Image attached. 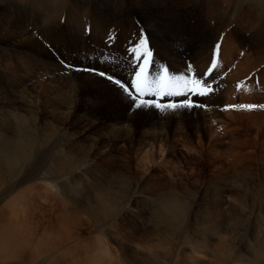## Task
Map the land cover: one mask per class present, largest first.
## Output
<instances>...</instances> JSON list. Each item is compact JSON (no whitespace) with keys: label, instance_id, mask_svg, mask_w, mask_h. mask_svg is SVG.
I'll return each instance as SVG.
<instances>
[{"label":"rangeland","instance_id":"rangeland-1","mask_svg":"<svg viewBox=\"0 0 264 264\" xmlns=\"http://www.w3.org/2000/svg\"><path fill=\"white\" fill-rule=\"evenodd\" d=\"M11 1L0 0L4 8L0 12L6 13L0 14V25L5 29L26 26L30 20L41 34L44 28L39 27L37 13L43 11L46 21L61 14L51 31L39 37L54 53L57 67L43 65L37 51L0 44V128L13 130L35 123V133L47 142L35 147L36 156L51 149L53 168L61 176L58 184L67 185L59 193L52 184L37 179L22 193L30 197L28 212L44 227L54 226L55 238L61 236L57 253L59 258L63 252V259L60 256L54 264H127L125 249L131 255L135 251L148 254L147 258L139 255L135 262L130 258L134 264H163L170 256L166 251L173 254L182 246L188 254L196 253L191 250L194 245L200 257L207 255L201 257L207 263L232 253L231 264H249L261 249V244L254 243L255 235H264V108L223 110L229 105H264V0H64V4L53 0L58 11L51 18L44 15V10L50 14L49 0ZM8 3L13 7H4ZM70 8L76 21L69 17ZM237 26L242 27L243 46L236 39ZM141 30L155 61L149 73L152 78L157 71L163 75L166 67L170 75L202 78L216 90L221 114H209L212 126L202 123L197 111L203 107L178 108L190 110L191 118H182L181 129L174 125L171 131L176 133L167 142L144 134L147 127L143 126L150 122L145 116L129 133L116 131L104 137L107 129L127 126L123 117L135 107L106 78L77 69H95L130 84L135 71L131 49L139 44ZM161 37L166 41L157 47ZM217 43L221 47L215 52ZM202 48H209L205 66L196 57ZM163 50L182 54L184 59L172 62L162 55ZM214 56L219 66L208 75ZM112 94L118 96L114 102ZM35 98L39 99L36 108L32 106ZM186 98L210 107L199 96L144 97L162 104ZM86 104L89 109L84 108ZM71 164L69 171H62V166ZM166 180L175 183L172 193L163 188ZM105 189L118 194V204L114 200L102 222L87 221L79 203L85 197L93 200ZM64 196L73 201L69 207L62 203ZM167 199L181 209L189 225L182 229L177 223L169 228L162 222L153 232L155 206ZM79 216L83 221L78 222ZM64 220L71 227L66 224L62 229ZM241 230L252 235L236 258L228 240L230 233ZM63 233L73 237L65 238Z\"/></svg>","mask_w":264,"mask_h":264},{"label":"bare ground","instance_id":"bare-ground-1","mask_svg":"<svg viewBox=\"0 0 264 264\" xmlns=\"http://www.w3.org/2000/svg\"><path fill=\"white\" fill-rule=\"evenodd\" d=\"M12 1L14 3L17 0H15V1L12 0ZM49 1L52 2L51 8H48V10L50 11V14H47L46 12H48V11L44 10V15L48 18L49 17L51 18L53 11L54 12L58 11V7H56L57 4H55L53 2V0H49ZM65 1L64 0H58V2L62 3V4H64ZM89 3H91V2H89ZM32 4L34 5V3H32ZM37 6H38V4H37ZM2 7L3 6L0 4V10L4 9ZM4 7L11 8V7H13V5L8 3ZM59 7H61V6H59ZM70 11H71V8H70ZM0 14H6V13L0 12ZM37 14L39 16L37 18V21L40 24L39 27L44 28L43 31L41 32V34L44 32H50L51 29L53 28L52 26H53L54 22L57 23L60 15H61L60 13H57V16L54 15L52 17V19H50V21H46V19L43 18V15H42L43 11H41V14L40 13H37ZM69 17H71L72 22L76 21V19H78L77 15H75L72 11H71ZM86 17H88V16H86ZM40 19H41V21L39 22ZM28 21L29 22L26 26H20V25L18 26L17 25L16 28L12 27L10 29H5L2 25H0V44H6V45L9 44L13 47L23 48V49L31 50V51L32 50L37 51L39 54H41V57L40 56L39 57H40V59H42L41 62L43 65H45V66L49 65L52 68L59 66L60 64L58 62L53 61L54 56H55L54 53H52L48 49V47L45 48V46L43 45V42L41 40L42 36L40 34V31L37 32L38 27L33 25V23L30 20H28ZM221 23H223V21ZM98 27L99 26L96 25V30ZM100 27H101V25H100ZM237 27L238 28L234 30L236 33V39H237L238 45L243 46V44L240 43V40L242 39V33H241L240 29H242V27L241 26H237ZM168 32L170 33V29ZM95 36L96 35L94 34V37ZM39 37L41 39H39ZM164 37H161V39L156 41L157 47L164 45V44L158 45L159 42L160 43L164 42L163 41V40H165V39H163ZM165 38L169 39L167 37H165ZM166 46L161 47V48H157V49L158 50L164 49V48H166ZM208 50H209V48H207V49L202 48L198 52L199 55H197L196 57L201 62L200 66H202V64L204 62L205 63L203 66H205L206 63L209 61V54H207L205 56V54ZM17 52H18V50L16 49V53ZM162 55L166 56V58H168L172 62H181L184 59V56L182 54H179V55L167 54L165 50H163ZM24 58H25V55H24ZM88 78H89V76H88ZM89 80H92V79L89 78L88 81ZM84 82H85V80H84ZM109 86L114 89V87L112 85H109ZM204 97L206 98L205 99L206 103L210 104V107L206 106V107H203L204 108L203 110L200 109V110H198V111L196 110V111L198 112L199 116L201 118H203L202 123L205 124V123H208V121H209V114H213V113H218V114L220 113L221 114V111H220L221 110V107H220L221 97H218V95H216L215 89L211 94L204 96ZM110 98H111L110 100L112 102H114L118 99V96L116 94H112V95H110ZM32 102H33L32 106L34 108H36L38 103H39V99L35 98V100H33ZM112 102H111V104H112ZM98 103L101 104L100 101ZM84 108L89 109L90 105L86 104ZM228 110L233 111V109H228ZM228 110L227 111L223 110V111L228 112ZM189 114H190V110H187L186 112H184L182 110H178V108L174 111L171 109H166L164 111H160V110L156 109L155 107H151L149 109L142 108L139 110L136 108H133L128 112V114L125 117H123L124 121H126V123H127V126H121V127L118 126L117 130L107 129L105 134H104V137H108L116 131H122V132L129 133L132 130L131 129L132 126L135 127L139 123L144 122V120H145L144 116H145L146 118L150 119V122L145 123V125L143 126V128L145 126L147 127V128H144V134L149 135L150 137H152L154 139H158L159 137H163V140L165 142H167V141H169L170 137H172L176 133V131H175V133L173 131H171L173 126L177 125L176 129H181L182 124H183L182 118L190 119L191 115H189ZM92 124L94 125V123H92ZM209 125L212 126L211 123ZM36 127H37V125L35 123H33L32 126H28L26 124H23L19 128H16V127H15L16 129L12 128L13 130L8 129L6 127L2 128V129L0 128V264H54V263H56V260L60 258V256H61V258L63 256V252H61L59 255V258H58V253H57L58 248L60 247L61 243L63 242L62 239H60L61 236L59 235L60 237L55 238L56 233L54 230V226L51 228H50V226H49V228L44 227L43 221L37 220L36 218H34V215L32 216L33 213L28 212L29 211L28 209H29L30 197H28L27 194H22L25 192V188L29 187L28 184L31 183L30 185H32L33 183H35L37 181V179H43L45 181L46 185L52 184L54 189L59 193H61V188L64 189L67 186V185L64 186V185L58 184L59 178H61V176L58 175L59 173L53 168L54 159L52 157L53 153H52L51 149H46L47 153L40 154L38 157L36 156L35 147L39 146L41 144L43 145V144L47 143L44 139L39 138V136L35 133ZM29 128H30V130H29ZM111 128L114 129L115 126H112ZM181 133H184L185 135H189L185 131H181ZM51 137H52V135H51ZM85 137L91 138L87 135ZM71 166H73V164L62 166V171H69L70 170L69 168H71ZM63 180H64L63 182L65 184H68L65 179H63ZM173 184H175V183H172L171 181L169 182L166 180L165 184L163 186L164 190L165 189L167 190V188H168L167 192L172 193V189L174 188V190H175V188H176ZM104 192L106 193L107 196L101 195ZM103 193H101V194L97 193L93 197V200H89V198L85 197L86 199L85 198L82 199V201L78 205L80 207L81 212H83L87 215L88 219H86V220L89 221V219H91L90 221L93 222L94 224H98V223L102 222L104 220V217L108 216L107 212L109 211V209L114 204V200L116 203L119 200L118 198H117L118 200H116V195H118V194L113 193V191H111L110 189H105V191H103ZM84 200H87V203ZM72 202H69L68 197H65V196H64V200H62V203H64L65 207H69V205ZM165 202L166 203H163V205L159 204V205L155 206V208H156L155 210H157V215L154 217V219L156 221V226L151 227L152 229H150V230H152L153 232H157L158 229L160 228L158 225L161 224L162 222L165 223L166 225H168V227L169 226L172 227V225L178 223L180 225V227L182 226L181 227L182 229H183V227L186 228V226L189 225V224L187 225V223H185L188 219H186V221H185V215L181 211V209L179 210L176 207V204L173 203V200L167 199V200H165ZM66 203H67V205H65ZM71 209L69 210V212H72ZM121 209H123V208H121ZM124 210L128 211L129 208H126ZM69 212H68V214H69ZM139 212L143 213L142 211H139ZM72 216H75V215H73V212H72ZM79 218H81V217L79 216ZM35 220H37V221H35ZM81 220H82V218L79 219L78 222L79 221L81 222ZM66 224L68 225V227H71V226H69V222H67V220L66 221L64 220V224L62 225L63 227H61V228L63 229L64 225L66 226ZM86 224H88V223H86ZM82 225H80V227ZM153 225H155V224H153ZM243 227H244V225H243ZM240 234H241V236H240ZM63 235H64V233H63ZM251 235H252V233L248 230L245 232H242V230H241V233H239V232L230 233V240H228L230 248L229 247L228 248L230 249L229 250L230 252H233L236 255V258L240 256L239 254H240L241 249H242L241 246L244 244L243 242H246V239ZM71 236H72V234L67 233L65 238H67V237L69 238ZM153 236H155V235H153ZM163 236H165V234ZM232 236H233V238H232ZM227 237H228V235H227ZM255 237H256V240L254 243L261 244V249L257 255L252 257V260H249V264H264V235L261 234V236H259V237H261V239H259L257 234L255 235ZM221 238H222V235H221ZM243 238H244V240H243ZM145 239H146V237H145ZM147 239H149V237ZM161 239H162V237H161ZM188 244H189V242H188ZM218 244H220V243H218ZM239 244H241V245H239ZM236 245H239V246L235 247ZM225 247H226V244H225ZM124 248L125 247H123V249ZM138 249H139V247H138ZM192 249H196L195 250L196 253H194V251ZM197 249H199L198 245H197V247L194 245V248L192 246V248H191L192 251H191V253L188 254L184 247L177 246L175 248V250L173 251V254H171L172 251H166L165 252V253H169L170 256L166 259L167 261H165L163 264H205L204 262H206V261H203V259L201 257L207 256V255L203 256L201 253L200 255H202V256L200 257L197 254L198 253ZM125 250H126V252H128V255H129L126 258L127 259L126 261L129 260V262H128L129 264H134L132 261L135 262V258L140 259L141 257L139 258V255L143 256L144 258H147V256H148V254L145 252L137 253L136 251H135L136 253L134 252L133 255H131L132 251H130V250L128 251L127 249H125ZM223 250H225V249H223ZM231 257H233L232 253H231V255L227 256V258L220 259V261H217V262H215V261L211 262L210 261L211 263H207V262L206 263L207 264H231V263H233V261L231 260ZM130 258L132 259V261L130 260ZM213 259H215V258H213ZM230 260H231V262H230ZM89 262L91 263L90 260H89ZM237 262H239V261H237ZM141 263H143V262H141ZM91 264H93V263H91Z\"/></svg>","mask_w":264,"mask_h":264},{"label":"snow or ice","instance_id":"snow-or-ice-1","mask_svg":"<svg viewBox=\"0 0 264 264\" xmlns=\"http://www.w3.org/2000/svg\"><path fill=\"white\" fill-rule=\"evenodd\" d=\"M220 43L215 45V52L220 50ZM140 49H144L140 51ZM134 56L133 68L135 71L132 74L130 84L115 78L113 75H109L105 72H96L95 69H77L78 71L92 72L99 75L102 78H106L109 82H112L114 86L129 100L131 106L136 109H142L147 107H155L160 111L166 109L176 110L177 108L192 109L194 107H206V105L196 104L191 99H184L179 103L170 102L162 104L158 99H144V97H158L162 99L165 96H183L189 97L199 96L204 97L211 94L214 89L212 85L202 78H192L190 75L182 74L180 76L170 75L167 68H163V75L159 71L156 72L155 78L150 76V69L155 65V61L152 59V51L148 48V39L141 30V39L137 47L131 49ZM219 65L215 59H212L211 66L207 70L208 75L217 68ZM193 71L192 66L189 65L188 73ZM264 108V105H229L225 107L228 109H246L252 110L255 108Z\"/></svg>","mask_w":264,"mask_h":264}]
</instances>
